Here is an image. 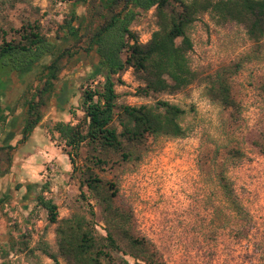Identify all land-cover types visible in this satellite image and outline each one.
I'll use <instances>...</instances> for the list:
<instances>
[{"label":"rangeland","instance_id":"obj_1","mask_svg":"<svg viewBox=\"0 0 264 264\" xmlns=\"http://www.w3.org/2000/svg\"><path fill=\"white\" fill-rule=\"evenodd\" d=\"M71 11L85 15L87 5L83 0H0V17L15 28L22 21L37 22L50 39ZM130 29L140 43H146L157 30L154 10L140 13ZM189 35L193 43L189 61L199 80L187 89L172 95L138 96L141 82L131 68L120 75L122 85L115 86L118 104L152 105L161 100L180 106L186 111L181 119L186 136L148 137L138 159L123 162L115 154L95 173L103 183L116 187L113 207L129 213L132 233L151 243L156 263L264 264V38L257 48L241 26L216 25L206 15L194 22ZM77 59L61 72L51 105L43 111L36 138L48 147L47 153L55 150L66 155L69 149L52 126L56 122L74 124L70 112L82 116L80 87L89 85L90 76L102 80L94 54L80 52ZM48 61L46 57L42 62ZM234 63L241 64L231 78L239 103L235 121L230 110L204 94L205 79ZM37 76V71L29 70L0 77V106L9 112L4 129L12 132L9 139L15 145L11 166L0 174V248L7 252L0 251V264H65L60 257L53 261L39 251L19 253L14 247L21 235L28 234L29 249L42 240L51 253L56 252L57 225L50 224L46 211L36 204L38 195L57 206V220L74 213L90 218L87 209L92 208L95 229L104 235L102 203L79 187L77 169L88 165L90 152L81 147L73 172L67 155L64 164L45 155L43 160L27 162L35 150L16 145L23 125V95L27 93L28 98L33 93L39 84ZM4 129L0 144L5 142ZM220 171L247 211L249 223L239 220L224 198L218 185ZM104 188L106 193L112 191ZM81 192L88 197L86 202ZM115 257L133 264L120 253Z\"/></svg>","mask_w":264,"mask_h":264},{"label":"trees","instance_id":"obj_2","mask_svg":"<svg viewBox=\"0 0 264 264\" xmlns=\"http://www.w3.org/2000/svg\"><path fill=\"white\" fill-rule=\"evenodd\" d=\"M83 2L87 5L85 15L78 16L71 11L54 39H50L37 22L22 21L15 28L0 17V77L37 71L39 84L28 98L27 93L23 95V125L21 139L16 145L23 144L42 121L44 109L51 105L61 72L77 63L80 52L94 54L102 80L90 76L86 80L89 85L80 87L82 116L78 118L72 111L74 124L56 122L51 130L69 149L66 155L73 172L81 147L90 152L86 158L88 165L77 169L79 187H85L89 195L102 203L104 235L95 229L92 208L87 209L90 218L74 213L57 220V206L52 200L38 195L36 204L46 211L48 222L57 225L56 252L51 253L42 240L29 249L28 234L21 235L14 247L19 253L39 251L53 261L60 257L65 264H130L127 259L115 257L119 253L131 259L133 264H159L154 260L151 243L132 233L129 213L113 207L116 187L103 183L95 170L102 171L115 154L123 162L135 161L148 137L184 138L186 129L182 127L181 119L186 111L161 100L152 105L118 104L115 86L122 85L120 75L131 68L141 82L136 89L138 96L172 95L184 91L199 80L189 61L193 49L189 31L194 22L206 15L216 25L241 26L248 41L258 48L264 38V0ZM151 9L157 30L146 43H140L130 26L140 13ZM46 57L49 61L43 63ZM240 67V63L222 67L204 81L205 96L221 108L230 110V118L234 121L239 116V103L233 95L231 78ZM261 90L264 92V85ZM8 116L9 112L0 106V134ZM14 148L15 145L0 144V174L11 166ZM217 178L232 211L239 220L249 223V215L225 175L220 171ZM104 186L112 191L106 193ZM79 196L87 201L83 192ZM0 251L7 255L4 248Z\"/></svg>","mask_w":264,"mask_h":264},{"label":"crops","instance_id":"obj_3","mask_svg":"<svg viewBox=\"0 0 264 264\" xmlns=\"http://www.w3.org/2000/svg\"><path fill=\"white\" fill-rule=\"evenodd\" d=\"M7 121H8V119H7ZM43 123V121H41L40 123H39V125L33 130V132H32V134H31V136L28 138V141H26V142H24L23 144H22V146L21 147H19V149H21L22 150V148H24V146H28V145H30L32 148H33V150H35V154H32V155H30L28 158H27V162H30V161H32V160H34V161H39V160H43V158H47V157H44V155L45 156H49V157H55L56 158V160H59V159H61V162H63V164L64 163H66L67 162V157H66V155L65 154H60L59 152H57V153H55L54 151L55 150H51L49 153H47L46 151H45V149L47 148L48 149V147L47 146H43L42 144H41V142H40V140H37V136H36V134H37V131L39 130V126L41 125ZM9 132H10V130H9ZM8 134V131H7V129L5 128L4 129V133H3V139H4V144L3 145H12V143H11V141H10V139H9V135H11L12 134V132H11V134H8V136L6 137V135ZM1 137V138H2ZM12 138V137H11ZM6 141H9V142H6ZM16 142H18V141H16ZM13 146V145H12ZM27 196V195H26Z\"/></svg>","mask_w":264,"mask_h":264}]
</instances>
